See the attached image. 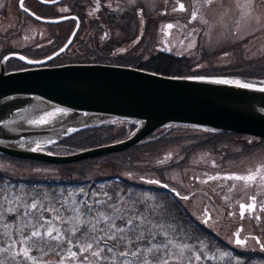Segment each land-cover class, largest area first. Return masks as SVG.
I'll use <instances>...</instances> for the list:
<instances>
[{
    "label": "rangeland",
    "instance_id": "obj_1",
    "mask_svg": "<svg viewBox=\"0 0 264 264\" xmlns=\"http://www.w3.org/2000/svg\"><path fill=\"white\" fill-rule=\"evenodd\" d=\"M138 3H140L139 5L142 7V3L147 4V1L139 0ZM59 5H61L59 8H54L55 13H53L51 17L56 18V15L62 16L64 14L66 4ZM2 7H5V11H1ZM2 7L0 8V33H6L5 36L7 37L6 39H3L4 37L2 39L0 38V50H3L9 45L20 47L37 44V40L40 39L34 37L37 31H43L44 34L49 35L51 33L57 34L60 28H65L69 24L68 21L60 23H43L22 16L17 8H15V2L13 0H7V5ZM43 15L46 14L43 13ZM219 16H221V14H219L218 17ZM229 19L230 17H222L221 19L209 17L207 23L204 24V27H201L199 32L197 29L198 34H193L185 38L184 42L181 44L182 46L174 48L173 50L192 57L196 62L203 61L204 65H242L245 69H248L252 62L258 61V59L264 60V8L262 9L260 17V25L257 27H250L245 24L244 27L241 26L239 28L238 32ZM20 22L25 25L23 33H16L14 30H11L16 29ZM114 25V28L107 29L112 32V36H108L109 38H107L106 41L110 40L111 37L119 38L120 41L126 40V38H128L126 34L128 31L126 24L124 23V28L117 24ZM141 25L142 24L139 26L131 25V57L148 56L156 51L153 45L154 43L148 41L149 35H153L155 29L148 27V25H146V27ZM72 28L73 27H71V29ZM143 28L152 29L146 33L147 39H139V41H136L137 39L132 40L134 35H138L142 32ZM9 31H13V34ZM97 34L101 37L102 32ZM1 36L4 35L2 34ZM152 39L154 40V37ZM101 40L99 41L101 42ZM54 42V39L51 40L46 38L40 45L51 47L54 45ZM190 44L193 45V47H189ZM71 52L72 49L69 50V53ZM225 53H227V55H225ZM17 66V69L26 67L21 63H18ZM12 67L13 65L10 66V68ZM122 121L123 120H119V122H117L118 127H123V124H127L126 121ZM163 128L166 129V127ZM169 128H174V126ZM185 129H188L192 134L190 136L195 138L209 132L206 128L196 126L178 127L175 128L174 131L176 134H180ZM116 131L120 132L119 130ZM134 131L135 129L129 126L128 136ZM191 137L181 139L185 141L180 145L177 144L178 142H173L176 146L170 147L163 152L162 149L165 144H156L154 146L149 143L132 150L131 155H128L131 157L116 156L114 159L110 160L99 159L93 162L94 164L91 161L87 164H73L69 166L70 170L60 166L58 167L57 165L31 164L30 162L16 161L8 157L0 156V170L7 171L18 178L28 179L29 177H34L39 180L45 179L47 182H56L58 179L76 178L80 175L81 171H84L87 177L116 175L135 181L140 180V177H148L150 173L152 176H157L154 172L145 170L147 166L153 162L159 161L157 163H163L171 159L175 161L179 160V148L192 144L193 139ZM226 139L227 140L219 146L217 150L212 147H202L195 151L190 150L184 155H180L183 164H177L166 172V178L169 182L165 179V184L172 186L180 192L181 197H187L181 200L196 218L198 223L220 236L222 240L233 247V250L220 248L212 249L208 246L207 242L202 239L189 241L187 240L188 237L185 238L182 236V232L177 235L167 228L169 224L173 223L150 217V219H153L154 223L163 224L165 230L170 231L169 238L176 239L178 243H186L194 246L195 250L201 254L202 259L196 261L192 250H186L184 254L185 258L190 257L192 264H237V259L241 261L242 259L235 255V251L245 252L259 249V244L255 237H259L262 242H264V212L262 211L261 213L263 221H259L255 216L256 214L252 217L247 215L244 218H240L239 216L240 202H250L251 200H249V198L253 193L259 195L258 200L260 202L264 201V181L261 180L260 175H257L256 180L252 182L226 178L224 176L225 173L233 172L244 175L249 171H255L258 166H264V139L246 134H230ZM53 152L64 154L62 152L67 151L60 146H56ZM168 153H171L170 157L167 156ZM204 171H206V173H204ZM262 172H264V170H262ZM217 173L221 175L214 180H207L208 176H216ZM197 176H200L199 180L196 179ZM79 192L78 188H67L60 200L61 202L58 203L54 196L48 194L46 190L37 188L29 191L28 187L22 182L15 184L5 183L3 187L0 188V209H3V215L2 218H0V247H7L9 245V238L11 237L16 241L12 246L16 251H18L21 246H26L30 249V256L36 258L35 264H47V262L58 264L61 259H63V264H84V257H88V260L91 261L92 264H96V259L92 256L91 251L81 252L80 246H86L87 243L91 242V237L100 234V229H103L104 233H108L110 225L100 219L99 223L96 225V232L86 227L76 225L77 232L72 233L71 228L75 225V222L70 221L69 218L74 217L75 213L73 209L77 206L82 213L86 212L85 205L87 204L91 206V216H98L99 212H103L110 217L112 215V207L109 205L108 208H106L103 205L93 204L89 202L85 194L80 196ZM5 197H7V199H5ZM33 199H37L40 203L44 204L45 209L49 207L53 209V212H48L47 210L43 212L44 217H47L49 220V223H46L43 228H40V223H43V221L40 219V215L36 210L29 207L28 216H24L23 206L30 205ZM8 200H11L12 205L17 207L19 215L6 211L9 206ZM17 200L19 204H17ZM74 201L78 202V204H74ZM131 201L130 198L128 203L123 201L115 207L125 208L128 212V216L146 213L145 205L140 206ZM208 212L210 218L208 222L205 223V215ZM55 216L61 217V220H55ZM126 218L127 217H125V219ZM114 223L118 228L123 227V221L120 219H116ZM21 224L24 225L23 228H21ZM49 226L53 227L51 237L46 234L47 227ZM240 226H243V231L241 233L239 231ZM148 227H151V225ZM34 228L41 231L43 238L33 237L26 244L21 245L19 242L20 235L29 236ZM56 229L60 230L63 239H56ZM237 231H239L242 239L245 237L248 238V247H242L234 243ZM85 233H87L88 239H84ZM108 234L110 235V233ZM124 235L135 240L136 233L129 231ZM117 236L119 237L120 234H117ZM166 239L167 238L162 239L160 235H158L155 240L146 243V246L149 243H164ZM69 240L71 241V251L77 253L76 257L67 254L69 250ZM198 241L206 246L207 253L205 252V248L201 247ZM109 242H111L109 243L110 245H115L114 252L124 250L125 245L122 239L118 241L109 240ZM94 249L95 245H93V250ZM221 252H230L232 255L231 257L227 255L221 256ZM106 253L107 249L104 250L102 255ZM208 253H210V255H208ZM152 255H155V253ZM206 255L207 259H204ZM213 256H215V259L212 258ZM0 260L6 261V264H14V258H12L7 251L0 253ZM19 264H34V261L24 258L23 254L20 253ZM169 264H175V262L170 261ZM252 264L264 263L255 261L252 262Z\"/></svg>",
    "mask_w": 264,
    "mask_h": 264
},
{
    "label": "water",
    "instance_id": "obj_2",
    "mask_svg": "<svg viewBox=\"0 0 264 264\" xmlns=\"http://www.w3.org/2000/svg\"><path fill=\"white\" fill-rule=\"evenodd\" d=\"M39 1L53 5L62 0ZM28 12L31 14L32 11ZM40 17L36 15L34 18L48 23L75 19L77 24L67 42L53 52L56 54L47 56L50 59L25 60L21 58L24 55L12 52L16 55H5L8 60L14 57L30 66L7 70L8 60L2 58L0 120H11V123L0 124V153L15 159L51 164L74 163L126 150L170 124L199 126L264 139V90L167 76L118 64L48 65L49 61L64 53L71 45L80 21L75 15L61 16L63 19ZM33 61L40 63L34 64ZM52 106L70 111L58 114L45 125L30 123L50 111ZM17 108L22 111L17 112ZM116 119L141 123H136L137 127L130 136L115 142L67 154L51 153L44 149L79 131ZM49 139L53 143H44ZM37 142L43 146L42 151L33 150ZM253 203L256 206L253 200L240 203V211L241 205ZM254 208L249 210L253 211ZM241 229L240 226L239 231Z\"/></svg>",
    "mask_w": 264,
    "mask_h": 264
},
{
    "label": "trees",
    "instance_id": "obj_3",
    "mask_svg": "<svg viewBox=\"0 0 264 264\" xmlns=\"http://www.w3.org/2000/svg\"><path fill=\"white\" fill-rule=\"evenodd\" d=\"M73 2V12L77 13L81 16V9H80V0H72ZM24 6L28 9L35 11L36 13L41 14L44 12L47 17H51L54 12L53 5H43L37 0H26ZM43 11H39L40 9ZM19 11L24 16H28L24 10H21L18 7ZM59 15H56V17ZM82 17V16H81ZM73 23V20H70ZM72 25V24H71ZM71 25L69 24L65 28H60L59 32L57 33L56 37L54 38L55 42L53 46H45L39 48H33L31 46H24L23 48L19 49H6L0 53V61L2 57L11 51H17L29 56H37L42 57L49 55L57 50H59L67 41L69 37V32H71ZM10 33H13L11 31ZM93 34H88V37L81 35L78 33L74 38L73 43L69 47V49L62 53L61 55L57 56L56 58L52 59L48 62L51 65H60L66 63H114V64H123L127 66H133L140 69L152 71L155 73L167 75V76H179V77H188L194 75H201V76H216V77H228V78H238L242 81L246 82H255V83H264V60L258 59V61L252 62L248 69H245L242 65H226V66H215L213 64L204 65L202 62H196L193 60L192 57L178 51H158L152 53L150 56L144 57H130L128 55H123V57L115 58L109 60V53L104 54L105 52L99 53L96 52L95 49L98 48L97 43V36ZM10 35V34H8ZM4 37V36H2ZM72 53H69L70 49H73ZM105 55V56H104ZM263 62V63H262ZM22 63L18 59H11L7 63V70L17 69V64ZM13 65L12 68L10 66ZM16 67H15V66ZM120 119L112 120L110 122H105L102 124L95 125L91 128L79 131L74 135L51 145L46 146L44 149L48 152H53L56 146H60L67 152H62L64 154L72 153L74 151H78L81 149L94 147L102 144H107L111 142H115L121 140L123 138L128 137L129 126H132L136 129L137 124L135 122L129 120L126 121L127 124H123V127H118V123ZM122 121V122H123ZM174 128H169L173 127ZM163 127H166L164 129ZM159 128L158 130L151 133L147 136L144 140L140 141L139 143L135 144L134 146L112 154L85 159L81 161H77L74 163H66V164H51L46 163L38 160H22V159H15L9 157L5 154L0 153V156L8 157L16 161H23V162H30L31 164H39V165H57L58 167H63L64 169L70 170L69 166L73 164H87L90 161L93 163L99 159L110 160L114 159L116 156H128L131 155V151L140 147L142 145H147L151 143L152 145L162 144L163 149L162 152L166 149L168 150L170 147L176 146L177 144H181L185 140H181L184 138L191 137L192 135L188 129H185L180 134H176L174 131L175 128L178 127H192V125L186 124H172L166 125ZM195 127V126H193ZM197 127V126H196ZM184 129V128H179ZM119 130L120 132H117ZM208 133H205L203 136H199L198 138L191 137L193 139V143L187 145L183 148H179V160H168L163 163L153 162L147 166L146 171L149 170L150 172H154L157 176H152L151 173L148 177L144 178L143 180H131L129 178H123L121 176L116 175H107V176H98V177H87L85 176L84 171H81L80 175L76 178L72 179H58L55 181L47 182L45 179H37L34 177H29L28 179L18 178L15 175L0 170V188L6 183H24L29 191L33 189H42L46 190L48 194L54 196L57 202H61V198L65 194V191L69 187H75L78 189H83V192H79L80 196L85 194L86 198L89 202L94 201H101L98 205H103L106 208L110 205V207L117 206L123 201L128 203V200L134 202L137 205H145L143 194L149 193L152 196L157 197L155 201L149 199L147 201V205L155 204H162L166 205L167 207V216L165 217H154L158 218L159 220H164L169 223H173L175 225H179V234L182 232V236L188 237L187 240L193 241L197 239H202L207 242L208 246L212 249L220 248V249H232L227 242L221 239L213 231L205 228L204 226L200 225L196 218L191 214L187 206L182 202L180 197H176L170 188L164 187L162 184L156 185L151 184L148 181L154 179H160L161 182L166 183V172H168L173 166L177 164H183L182 158L180 155H184L185 153L189 152L190 150L195 151L202 147H212L213 149L217 150L219 146H221L227 139L226 137L233 133L227 132H219L213 131L208 129ZM238 135V134H236ZM243 135V134H240ZM247 135V134H246ZM130 136V135H129ZM174 142V143H173ZM58 154V153H56ZM131 157V156H128ZM150 163V162H149ZM94 164V163H93ZM149 173V172H148ZM169 182V181H168ZM35 186V187H34ZM169 186V185H168ZM103 193H107V197L111 198L110 200L107 199ZM123 195V200L118 202V198ZM253 196L259 198L258 194L253 193ZM130 197V198H129ZM129 198V199H128ZM131 201V202H132ZM264 202V201H263ZM96 204V203H93ZM142 206V208H143ZM146 207V205H145ZM135 243V240H133ZM145 242V241H142ZM149 241H146L148 243ZM111 243V242H109ZM114 245V244H112ZM115 247V245H114ZM258 250V249H257ZM235 255L242 259L243 264H252V262L259 261L264 263V254L262 251H245V252H238L235 251ZM115 262L109 261L108 264H114Z\"/></svg>",
    "mask_w": 264,
    "mask_h": 264
},
{
    "label": "snow or ice",
    "instance_id": "obj_4",
    "mask_svg": "<svg viewBox=\"0 0 264 264\" xmlns=\"http://www.w3.org/2000/svg\"><path fill=\"white\" fill-rule=\"evenodd\" d=\"M45 2H53V0H45ZM130 2H133V0H130ZM213 3V0H205V6H211ZM99 6V5H97ZM20 7L23 8V0H20ZM241 7H244L246 9H251L253 7L251 0H245V2L241 5ZM180 9H184L185 5L183 3L179 4ZM26 11H30L28 9H25ZM140 11H143L142 9ZM32 16H36V12H31ZM43 19V17H40ZM64 17H60V19H63ZM198 18V12L193 10L190 15V20L195 21ZM201 20H203V17H200ZM258 19V18H257ZM204 23H207V21H204ZM169 28L172 27L171 24L168 25ZM237 31L239 32V24L236 25ZM190 34H198L197 30L195 28L192 29V33ZM107 35V33H105ZM67 47V45H65ZM189 47H193V45H189ZM63 50V49H62ZM120 51H124V49H121ZM56 53H53L55 55ZM10 55H16L15 53H12ZM227 55V53H225ZM22 59L27 60L28 57H21ZM3 59L5 61L8 60V56H4ZM46 59H50V57H46ZM34 64H39L40 61H33ZM187 79L190 80H210L215 81L217 83H223V84H234L239 85L244 88L248 89H254V88H260L264 90V83H255V82H246L242 81L241 79H233L228 77H216V76H201V75H194V76H188ZM17 112L22 111V109L17 108ZM70 111V109L59 107V106H52L50 111L44 112L42 115H40L37 119H33L30 121L32 124H39V125H45L47 124L51 119L56 117L60 113H65ZM264 111V109H262ZM11 120H0V124H10ZM136 123H141V121H136ZM199 127V126H197ZM75 131L76 129H72ZM44 143H53L51 139L46 140ZM34 151H42V145L37 142ZM168 157L171 156V153L167 154ZM214 163V162H213ZM264 166H258L255 171H249L247 174H239V173H225L224 176L226 178H232L236 180L241 181H248L252 182L255 181L257 178V175H260L261 180L264 181ZM131 175V174H129ZM221 174L217 173L216 176H209L208 179H216ZM141 180L144 179V177H140ZM196 179H199V177H196ZM151 184L160 185L162 182L160 179H154L148 181ZM23 187V186H22ZM164 187H168V185H164ZM79 191L83 192V189H79ZM172 193L176 197H180L181 194L178 192L175 188L171 189ZM103 195L107 199H111L107 197V193H103ZM144 203L146 205V213L141 215H135L128 216V212L125 208H117L114 205L112 206V215L111 217L109 215H105L103 212H99L98 216H91V206L85 205L86 212H80L79 207H74L73 212L75 213L74 217H70V221H74L75 225L71 228L72 233L77 232V226H83L88 229H90L93 232L97 231L96 225L99 223V220L102 219L103 221L107 222L108 225H110L108 229V233H104L103 229L99 230L100 234L93 235L91 237V242L87 243L85 245L80 246V251H91L92 256L96 259V264H108L109 261H115V264H169V262H175V264H192V260L190 257L185 258V251L186 250H192L195 260L200 261L202 259L201 254L197 252L193 245L186 244V243H178L176 239L169 238L170 237V231L165 230V227L163 224H156L153 222V219H150V217H165L167 216V207L166 205L162 204H151L147 205V201L151 199L152 201H155L157 197L152 196L149 193L143 194ZM187 197H181V199H186ZM7 199V197H5ZM253 201L256 200L255 196H252L251 198ZM120 200H123V195H121L118 198V202ZM8 213H16L19 215L17 207L12 205V201L8 200ZM74 204H78V202L74 201ZM84 203V202H79ZM93 203L100 204L103 203L101 201H94ZM17 204H19V201L17 200ZM24 216H28V208L34 209L39 213L40 219L43 221V223H40V228H43L46 223H49V220L47 217H44L43 212L47 210L48 212H53V209L51 207L45 209L44 204L40 203L39 200L33 199L30 205H24ZM245 207L248 208H254L255 204L251 205H241V211L243 212V209ZM261 208H264V204L261 205ZM3 215V209H0V218H2ZM86 217V218H85ZM125 217H127L125 219ZM99 218V219H98ZM209 215H205L204 222L207 223L209 220ZM55 220L59 221L61 220V217L55 216ZM116 219H120L123 221V227H117L114 221ZM151 225V227H148ZM24 225L21 224V228H23ZM168 229L171 230L172 233H175L179 235V225H173L169 224L167 226ZM57 236L56 239L60 240L63 239L62 235L60 234V230L56 229ZM135 232V243L132 239L126 237L124 234L126 232ZM53 233V227L49 226L47 227V235L49 237L52 236ZM117 234H120L118 237ZM160 235L162 239L167 238L164 243L156 244V243H149L146 246V241H152L157 238V236ZM33 237L35 238H43L42 233L39 229L34 228L29 236H25L23 234L20 235L19 242L21 245L26 244L29 240H31ZM87 233L84 234V239H88ZM185 238H187L185 234ZM119 239H122L124 241V250L123 251H116L114 252V245L109 244V240L112 241H118ZM247 237L241 239L239 231L235 234V240L234 243H236L239 246L242 247H248L247 244ZM255 239L258 241L259 237H255ZM145 241V242H142ZM16 243L15 240H13L11 237L9 238V245L7 247H0V253H3L5 251L9 252L11 257L14 258V264H19L20 260V253L23 254L24 258H28L34 261H36L35 257L30 256V249L26 246H21L18 251H16L12 246ZM201 247L205 248V252L207 253V248L205 245H203L202 242H199ZM69 244V250L68 255L72 257H76L77 253L75 251H71V241H68ZM93 245H95V249L93 250ZM259 247L264 249V243H260ZM107 249V253H104V250ZM155 253V255H152ZM221 256L227 255L231 257V253H220ZM210 255V253H208ZM215 259V256L212 257ZM204 259H207V255L204 257ZM0 264H6V261L0 260ZM47 264H52V262H47ZM58 264H63V259L58 262ZM84 264H92L91 261L88 260V257H84ZM237 264H243V262L239 259H237Z\"/></svg>",
    "mask_w": 264,
    "mask_h": 264
},
{
    "label": "flooded vegetation",
    "instance_id": "obj_5",
    "mask_svg": "<svg viewBox=\"0 0 264 264\" xmlns=\"http://www.w3.org/2000/svg\"><path fill=\"white\" fill-rule=\"evenodd\" d=\"M13 1L15 2V8H17L18 12L21 15L22 13L19 11L18 7L27 13L28 16L26 17L33 19L35 21H39L35 19L24 8L20 7V0H16V1L13 0ZM25 1L26 0L23 1V4H25ZM138 1L139 0H133V2H130V0H80V9L82 10L81 11L82 17L78 15L77 13L73 12L72 0H62L61 2L57 4H53V8H59L61 6L59 4H66L65 6L66 9L62 16L75 15L79 18V21H80V26H79V29L76 35L80 33L81 35L88 37L89 33L90 34L96 33L95 35L98 38L97 43L99 44L98 45L99 49H95V51L99 53L105 52L104 54L109 53L108 54L110 56L109 60L123 57V55H128L131 57V38H132L131 37V25L139 26L140 24H142L141 26L143 27H146V25H148V27L155 29L154 34L153 35L150 34L149 35L150 37L148 39L149 42L154 43L153 45L156 48L155 52L174 51L173 50L174 48L182 46L181 44L184 42L185 38L189 37L190 35H193V34H190L193 28H195L196 30L198 29V32H199L201 27H204V24H205L204 21H207L209 17H214L218 19L219 18L221 19L222 17L224 18L230 17L229 20L232 21L235 29H237L236 28L237 24H239L240 27L241 26L244 27L245 24L249 25L250 27L251 26L257 27L260 25V22H261L260 17L262 14V9L264 8V0H251L253 7L250 10L244 7H241V5L245 2V0H213V3L211 4V6H205V0H146L147 4L142 3V7L139 5L140 3H138ZM180 3H183L185 5V8L183 10L179 8ZM42 4L47 5L44 3ZM4 5H7V0H0V8ZM141 9L143 11H140ZM28 10L35 12L31 9H28ZM193 10L198 12V18L195 21L190 20V15ZM1 11H5V7H2ZM39 11H43V10L40 9ZM43 13L44 12H42L41 14L37 13V15L41 17H45V18H55V17L44 16ZM219 14H221V16L218 17ZM58 17H61V16H58ZM200 17H203V20H201ZM125 18H126V22H125ZM70 20H73L74 22L71 23ZM67 21L69 22V27L71 24H72L71 27H73L71 32H69V37H70L74 28L76 27L77 22L75 19H69ZM43 23H48V22H43ZM124 23L126 24L127 29H128V31L126 32V34L128 35V38H126V40L120 41L119 38L111 37L110 40L106 41L107 38L112 36V32L107 29L114 28L115 26L114 24L120 25L121 27L124 28ZM169 24L172 25L171 28L168 27ZM24 27L25 25H23V23L20 22L18 24V27L17 28L15 27L16 29H11V30H14L16 33H23ZM144 29H145V33H144ZM152 29L143 28L142 32L139 33L138 35H134L132 40L137 39L136 41H139V39H142V40H144V38L147 39L146 33ZM100 32H102L101 37H99L97 34ZM105 33H107V35H105ZM2 34L4 35V38L1 36ZM5 35L6 33L5 34L0 33V38L6 39L7 36ZM56 35L57 34H54V33H51L49 35V34H44L43 31L41 32L37 31L34 37L40 38V39L37 40V44H32L28 46H31L33 48L45 47L46 45H40V43L46 38L53 40L56 37ZM153 37H154V40L152 39ZM99 40H101V42ZM23 47L24 46L15 47V46L9 45L5 47L3 50L1 49L0 53L6 49H19ZM69 47L67 48V50L69 49ZM121 49H124V51H120ZM73 50L74 48L72 49V52ZM12 52L22 54L25 57H28V59L30 60H39V59L45 58L50 55L49 54L46 56L37 57V56H29V55H26V54H23L17 51L8 52L5 55L12 53ZM150 55L151 54H149L148 56ZM11 59H14V57L10 58L9 60ZM7 63H6V67H7ZM24 64L26 67L30 66L26 63ZM106 64H114V63H106ZM118 65H123V64H118ZM204 173H206V171H204ZM197 177H199L200 179V176H197ZM169 187L173 188L172 186H169ZM252 196L253 195L250 196L249 200H252L251 199ZM255 201H256V206L253 211H250L249 208H247L243 213H241L239 209L240 218H244L247 215L252 217L256 214L255 216L257 217V219L259 221L260 220L263 221L261 213L262 211L264 212V208H261V205L264 204V202H260L257 197ZM248 202L249 201H246L244 203H248ZM240 203H243V202H240ZM239 207H240V204H239ZM207 214L210 217L209 212ZM242 231H243V226H242L240 233ZM257 242L258 244L264 243L262 242L260 238ZM259 250L262 251V253L264 254V249L259 247V249L256 251L258 252Z\"/></svg>",
    "mask_w": 264,
    "mask_h": 264
}]
</instances>
